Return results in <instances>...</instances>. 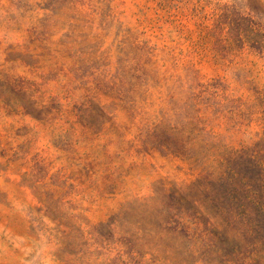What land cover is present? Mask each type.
<instances>
[{"label": "rangeland", "instance_id": "rangeland-1", "mask_svg": "<svg viewBox=\"0 0 264 264\" xmlns=\"http://www.w3.org/2000/svg\"><path fill=\"white\" fill-rule=\"evenodd\" d=\"M0 264H264V0H0Z\"/></svg>", "mask_w": 264, "mask_h": 264}]
</instances>
